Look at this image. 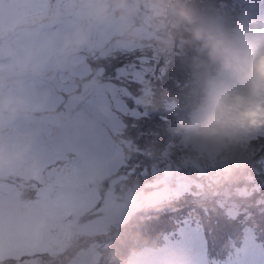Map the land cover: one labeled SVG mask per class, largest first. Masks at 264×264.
I'll use <instances>...</instances> for the list:
<instances>
[{"label":"rangeland","instance_id":"rangeland-1","mask_svg":"<svg viewBox=\"0 0 264 264\" xmlns=\"http://www.w3.org/2000/svg\"><path fill=\"white\" fill-rule=\"evenodd\" d=\"M254 1L255 8L250 9L236 33L257 25L264 27V0ZM187 2L197 9V3ZM69 7L68 0H0V33L18 20L56 14L55 21L40 33L9 38L23 55L28 46L39 49L45 37L52 35L56 51H38L33 63L41 64V70L25 77V94L44 107L30 117L0 127V140L28 144L22 160L0 166V264H93L97 256L92 258L91 253L101 241L87 243L89 237L108 233L111 225L127 222L145 206L161 205L173 195L191 190L187 183L190 179L173 172L170 166L166 172L162 166L151 169L158 175L156 181H138L127 192L117 189L132 173L128 160L135 142L129 133L133 127L129 117H137V110L129 108L128 97L135 93L131 82L144 81L145 72L153 70L151 62L163 64L160 58L149 62L146 57L138 60L136 55L153 49L164 56L163 28L152 30L156 26L153 16L142 4L137 40L118 43L124 38L111 28L98 27L77 54L58 59L64 37L77 27ZM120 64L126 71L114 82L112 69ZM132 67L134 72L129 71ZM5 73L15 78V70L0 55V75ZM144 100L141 97L137 102ZM172 130L175 133L169 137L170 142L181 137L183 127ZM258 131H252L249 137ZM180 144L189 147L184 138ZM194 163L203 167L198 169L203 176H197V182H201L211 170L200 160ZM145 186L151 189L146 192ZM27 188L35 192L31 199ZM253 240L249 234L241 263L237 260L230 264H264V251L255 250ZM205 250L203 233L187 225L177 239H167L157 251L146 249L134 255L130 263L204 264Z\"/></svg>","mask_w":264,"mask_h":264},{"label":"trees","instance_id":"trees-1","mask_svg":"<svg viewBox=\"0 0 264 264\" xmlns=\"http://www.w3.org/2000/svg\"><path fill=\"white\" fill-rule=\"evenodd\" d=\"M192 2L197 3L199 14L233 32L256 6L254 0ZM162 5L166 7L165 4L156 7ZM157 29L155 26L152 30ZM167 34L164 27V39ZM171 41L169 47L163 40L164 56L153 49L136 55L138 60L146 57L149 62L160 58L163 64L151 62L153 70L145 72V80L131 82L135 93L128 97L129 108L137 110V117L128 116L133 124L130 137L135 142L128 160L132 173L127 171L128 179L117 189L127 192L128 187L137 185L138 181H156L158 175L151 169L162 166L166 172L170 166L173 172L190 179L187 183L191 190L173 195L161 205L145 206L127 222L111 225L108 233L89 237L87 243L101 241L91 253L92 258L97 256L93 264H131L134 255L146 249L157 251L165 246L167 239H177L187 225L203 233L206 264H225L239 258L248 248L245 242L249 234L253 236L255 250L264 251V128L248 137L244 158L224 153L206 165L205 160H200L211 172L197 182V176L199 179L203 176L198 169L203 167L194 163L196 159L189 147H180L183 133L171 142L169 137L175 133L174 127L179 130L184 126L198 98L200 81L196 65L201 57L197 46L188 42L186 33L172 34ZM130 70L134 72L135 68ZM141 97L145 100L138 103ZM147 186L146 192L151 189ZM26 193L28 199L35 196L33 189L27 188Z\"/></svg>","mask_w":264,"mask_h":264},{"label":"clouds","instance_id":"clouds-1","mask_svg":"<svg viewBox=\"0 0 264 264\" xmlns=\"http://www.w3.org/2000/svg\"><path fill=\"white\" fill-rule=\"evenodd\" d=\"M68 12L76 18L75 31L64 37L58 59L74 56L92 39L98 27L111 28L118 43L139 38L140 5H145L157 28L170 26L164 42L171 47L174 33H186L197 46L199 95L187 115L183 138L196 160L219 158L224 153L244 158L252 131L264 128V27L253 26L236 33L205 18L187 0H68ZM165 4L166 7H156ZM45 13L7 25L0 33V55L15 70V78L0 75V127L30 117L44 107L25 94V77L37 74L33 63L38 51H56L55 37L47 35L39 49L28 46L21 55L9 38L40 33L55 21ZM28 151L23 140H0V166L22 160Z\"/></svg>","mask_w":264,"mask_h":264},{"label":"snow or ice","instance_id":"snow-or-ice-1","mask_svg":"<svg viewBox=\"0 0 264 264\" xmlns=\"http://www.w3.org/2000/svg\"><path fill=\"white\" fill-rule=\"evenodd\" d=\"M125 66L124 64H120L112 69V77L114 82L117 81V78L121 77L122 72H125ZM136 71H139V69H136ZM108 70L105 69V73L107 74ZM130 74V73H129Z\"/></svg>","mask_w":264,"mask_h":264}]
</instances>
